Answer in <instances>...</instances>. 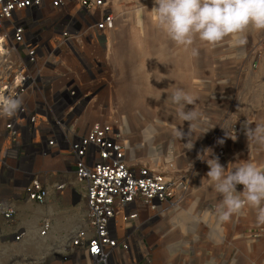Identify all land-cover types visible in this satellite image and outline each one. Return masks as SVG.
<instances>
[{
	"label": "built area",
	"instance_id": "built-area-1",
	"mask_svg": "<svg viewBox=\"0 0 264 264\" xmlns=\"http://www.w3.org/2000/svg\"><path fill=\"white\" fill-rule=\"evenodd\" d=\"M115 26L108 0H0V93L22 99L15 115L0 117V239L15 200L45 204L51 187L69 186L52 178L58 171L41 170L44 159L62 157L85 191L86 226L70 235L64 262L149 263L153 225L186 199L188 176L131 159L124 126L99 102L110 82L99 40ZM50 228L44 220L40 234Z\"/></svg>",
	"mask_w": 264,
	"mask_h": 264
},
{
	"label": "rangeland",
	"instance_id": "rangeland-1",
	"mask_svg": "<svg viewBox=\"0 0 264 264\" xmlns=\"http://www.w3.org/2000/svg\"><path fill=\"white\" fill-rule=\"evenodd\" d=\"M108 3L116 26L112 34L99 40L102 49L97 56L105 63L110 80L103 90L106 100L99 102L110 103L107 119L124 126L125 139L137 160L152 167L156 163L169 172L181 171L190 180L180 208H170L153 225L151 259L143 264H264V225H257L252 218L255 212L249 213L247 207L222 221L216 212L221 197L206 177V161L198 159L199 154L209 158L211 152L210 158L218 157L227 170L230 163L264 158V147L253 144L249 150L245 135L246 121L252 128L264 121V54L258 51L264 32L248 30L242 46L233 47L226 39L212 48L197 38L186 48L176 45L157 26L150 12L154 0ZM141 9L142 26L137 17ZM176 88L191 93L195 103L188 108L202 114V119L193 122L190 150L185 146L189 124L177 118L175 106L167 99ZM97 116L98 111L89 117ZM177 129L183 130L182 138L176 135ZM151 149L158 154L150 155ZM242 190L237 185V191ZM36 205L26 213L29 224L30 219L37 224ZM24 208L29 209V204ZM181 211L188 214L185 231L175 222Z\"/></svg>",
	"mask_w": 264,
	"mask_h": 264
},
{
	"label": "clouds",
	"instance_id": "clouds-1",
	"mask_svg": "<svg viewBox=\"0 0 264 264\" xmlns=\"http://www.w3.org/2000/svg\"><path fill=\"white\" fill-rule=\"evenodd\" d=\"M142 9L147 8L142 5ZM142 9L137 12L138 23ZM150 12L166 36L176 45L186 48L197 38L212 48L226 39L233 47L242 46L246 43L248 30L264 32V0H154ZM167 99L175 106L177 118L189 124V142L185 146L190 150L193 146L190 139L193 122L202 119V114L188 108L194 105L195 97L182 88H176ZM21 107V98L0 93V117H12ZM251 125L246 121L249 150L253 144L264 147V121L256 122L254 128ZM210 128L202 129V134ZM176 135L182 138L183 130L177 129ZM211 156L210 152L209 158L203 159L199 154L198 159L206 161L209 167L206 177L221 197L216 208L220 219L228 221L247 207L255 212L257 225H264V164L245 160L230 163L226 170L218 157ZM237 185H242L243 190L237 191Z\"/></svg>",
	"mask_w": 264,
	"mask_h": 264
},
{
	"label": "crops",
	"instance_id": "crops-1",
	"mask_svg": "<svg viewBox=\"0 0 264 264\" xmlns=\"http://www.w3.org/2000/svg\"><path fill=\"white\" fill-rule=\"evenodd\" d=\"M49 14L53 15L50 12ZM229 128L233 133V127L230 126ZM151 150L150 155L158 154L153 149ZM131 156L134 158L133 148L131 149ZM40 168L51 173L58 171L59 176H53L52 178H65L69 186L62 193L51 187L45 204L36 205L37 203L33 204L34 202L31 201L15 200L17 208L15 220L12 224L4 225V236L0 239V264H82L84 262L74 256L69 262H64L63 256L70 246V235L78 228L86 226L87 206L84 187L75 181L72 172L65 171V163L62 157L44 159L40 163ZM27 204H29V209L24 208ZM35 205L39 206L37 208L39 214L38 216H32L37 218L38 221L35 224L34 220L30 219L31 224H29L27 219L29 215L26 213L30 212ZM247 210L249 213L253 211L250 208H247ZM175 218H177L175 222L180 225V230L185 231L184 227L188 219L187 212L181 211ZM252 218L256 219L253 216ZM44 220L51 222V228L46 235H41L40 227ZM252 224L255 225V222L253 221ZM19 229H24L26 234L20 241H15L13 233ZM151 233L152 231L149 232V235L154 234ZM223 238H225V235L222 228L220 240L223 241ZM179 245L177 243L175 248H178ZM209 250H207L208 253ZM261 250L264 252V248ZM172 254L170 253V255Z\"/></svg>",
	"mask_w": 264,
	"mask_h": 264
},
{
	"label": "bare ground",
	"instance_id": "bare-ground-1",
	"mask_svg": "<svg viewBox=\"0 0 264 264\" xmlns=\"http://www.w3.org/2000/svg\"><path fill=\"white\" fill-rule=\"evenodd\" d=\"M114 16H115V14H114ZM139 20H140V22H139V24H141V26H142V19H141V15H140V17H139ZM115 29V28H114ZM114 29H112V30H110L109 32H108V35H110V33L114 30ZM107 35V36H108ZM187 55H189V54H187ZM195 94V93H194ZM154 151V150H153ZM130 156H131V152H130ZM133 157L131 156V159H132ZM259 162H261V164L264 162V158H262V157H260V158H257V163H259ZM241 212V211H240ZM239 212V213H240ZM242 213V212H241ZM254 217V216H253ZM249 249H251L252 250V248H249Z\"/></svg>",
	"mask_w": 264,
	"mask_h": 264
},
{
	"label": "snow or ice",
	"instance_id": "snow-or-ice-1",
	"mask_svg": "<svg viewBox=\"0 0 264 264\" xmlns=\"http://www.w3.org/2000/svg\"><path fill=\"white\" fill-rule=\"evenodd\" d=\"M96 249L94 248L93 251H95Z\"/></svg>",
	"mask_w": 264,
	"mask_h": 264
}]
</instances>
